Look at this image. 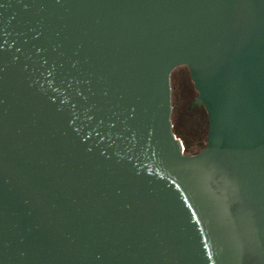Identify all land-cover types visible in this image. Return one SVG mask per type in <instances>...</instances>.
<instances>
[{
    "label": "water",
    "instance_id": "95a60500",
    "mask_svg": "<svg viewBox=\"0 0 264 264\" xmlns=\"http://www.w3.org/2000/svg\"><path fill=\"white\" fill-rule=\"evenodd\" d=\"M0 264H264V0H0Z\"/></svg>",
    "mask_w": 264,
    "mask_h": 264
},
{
    "label": "rangeland",
    "instance_id": "374dc122",
    "mask_svg": "<svg viewBox=\"0 0 264 264\" xmlns=\"http://www.w3.org/2000/svg\"><path fill=\"white\" fill-rule=\"evenodd\" d=\"M196 94L188 68L176 67L171 74V119L176 135L182 140L185 150L192 153L204 147L207 132L205 112L197 106L189 109Z\"/></svg>",
    "mask_w": 264,
    "mask_h": 264
},
{
    "label": "flooded vegetation",
    "instance_id": "af4514ba",
    "mask_svg": "<svg viewBox=\"0 0 264 264\" xmlns=\"http://www.w3.org/2000/svg\"><path fill=\"white\" fill-rule=\"evenodd\" d=\"M197 95V94H196ZM201 111H203V112H205V114H206V111H205V109L204 108H202L201 106H199V105H196ZM193 108V107H192ZM189 109H191L190 107H189ZM186 151V153L187 154H195V153H197V152H194V153H192V152H189L187 149L185 150ZM200 151V150H199Z\"/></svg>",
    "mask_w": 264,
    "mask_h": 264
},
{
    "label": "trees",
    "instance_id": "16d2710c",
    "mask_svg": "<svg viewBox=\"0 0 264 264\" xmlns=\"http://www.w3.org/2000/svg\"><path fill=\"white\" fill-rule=\"evenodd\" d=\"M174 132H175V130H174ZM176 133V132H175Z\"/></svg>",
    "mask_w": 264,
    "mask_h": 264
}]
</instances>
